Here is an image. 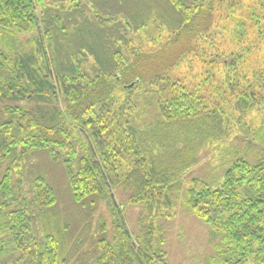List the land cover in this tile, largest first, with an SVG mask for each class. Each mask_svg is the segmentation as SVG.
Here are the masks:
<instances>
[{"label": "trees", "instance_id": "obj_1", "mask_svg": "<svg viewBox=\"0 0 264 264\" xmlns=\"http://www.w3.org/2000/svg\"><path fill=\"white\" fill-rule=\"evenodd\" d=\"M217 7L235 26L237 56L205 61L197 92L181 81L171 95L154 96L165 75L172 83L166 69L195 52L187 41L215 30L207 15ZM163 26L169 35L157 51L139 52L131 33ZM28 33L36 35L24 39ZM172 48L150 77L139 67ZM252 50L264 68V0H0V112L10 116L0 117V264H165L151 231L133 237L115 190L123 186L132 202L148 207L175 204L173 192L197 149L231 134L238 120L231 96L242 116L263 107L256 89L264 92V73L242 60ZM87 55L99 75L84 87L79 62ZM122 82L125 91H138L140 103L131 98L114 107ZM29 103L33 109H25ZM73 126L77 134L70 135ZM251 130L264 145V121ZM262 153L253 163L235 159L221 188L208 191L200 181L185 192L186 206L225 228L217 233L230 239L221 247L230 262L248 259L253 248L251 258L264 264V147ZM43 155L53 167H43L46 174ZM240 186L251 196L240 199L247 209L222 219ZM231 237L239 241L236 251Z\"/></svg>", "mask_w": 264, "mask_h": 264}, {"label": "rangeland", "instance_id": "obj_2", "mask_svg": "<svg viewBox=\"0 0 264 264\" xmlns=\"http://www.w3.org/2000/svg\"><path fill=\"white\" fill-rule=\"evenodd\" d=\"M215 9L214 11L208 10L210 14L207 15L208 23L213 22V25H210V31L215 30L208 36L202 34V36H200L201 38L197 42H193L192 45L190 41H187V46L191 48L193 46L195 52L191 51L188 57L183 59L178 65L170 66L166 69L172 78V83L169 81V77L165 75L164 78L161 79V87L155 90L156 94L154 96L157 95L156 97H159L162 94L165 96L171 95L172 92L178 89V85L181 84H179V82L181 81L187 85L189 90L191 89L193 92H197L204 73L208 69L206 65L208 62L205 61L212 60L218 53L219 55L227 57L228 60L232 59V57H229L231 54H236L235 56H237L235 51L238 50V43L236 44L231 41V35L235 30V26L232 22L225 20L221 7ZM214 26L217 27L215 28ZM149 27H152V24ZM167 31L169 30L167 28L164 29L163 26V28L154 29V31L142 29L138 32L131 33V35L139 52L149 53L157 51L160 38L162 39L169 35ZM26 35L24 39L28 37L31 38L35 36L36 33H28ZM153 37H158V39L152 42L151 39ZM242 45L246 46L247 43L244 42ZM174 48L170 50L166 49L159 55L156 54L154 59L148 61L149 64L144 62L139 67L142 68L141 70H145L150 77L152 67L157 68L158 66L165 65V63L172 58ZM259 56H261L259 51L255 52L252 50V53H249L247 57H243L242 60L246 58V63H249L248 65L256 62L255 67L263 74L264 68L260 67V64H262L261 59L257 61ZM168 63L171 62L169 61ZM79 68L82 76V80L80 81L85 83L83 84L84 87L90 85L99 75L98 65L91 55L84 56L80 60ZM252 76L253 75H249V78L254 79ZM150 82L151 80L146 84ZM254 82L257 83L256 80H253V83ZM125 83H129V81ZM125 83H117L119 90L114 107L126 104L127 100L131 98L138 101V91H125L123 89ZM256 90L262 93L264 97L263 91L260 89ZM231 92L230 90L229 93ZM260 93H258V95H260ZM208 95H212V91L209 90ZM235 95L231 96V100L232 104H235L238 120H232L233 128L231 134H228L227 137L220 140L210 141L203 147L197 149L195 164L181 175V181L177 185V187L181 189L173 192L175 204L172 207L166 208L161 203L155 201L153 202V207H148L144 202H132L130 200V191L123 186H118L115 190L116 201L119 206H124L123 215L133 237L136 238L140 236L144 228L151 231V236L149 235L151 243L154 248L161 250L159 255L166 261L165 264H257L251 258L253 248L248 250V259L245 255L241 254L240 258L245 257L241 261H228L231 252L227 254L221 247L226 246L230 239L228 238V240H226V238L217 233V231L220 233L223 232L225 228L217 225L211 226L191 207L183 203L186 190L200 181L205 184L204 188H208V191L221 188L227 179V171L230 165L241 155L244 156L247 161L253 163L263 154L262 150L264 145L263 143H259V140L253 138L254 131L251 130V128L259 127L264 121V105L263 107H261L262 105L253 106L250 111L245 113V116H242L243 113L237 107L238 98H236ZM209 100L211 101V98ZM262 101L264 102V100ZM212 102L213 101H211V103ZM138 103L140 102L138 101ZM223 105L228 112H231L232 109L234 110L227 101H225ZM33 106L34 104L29 103L26 105L25 109H33ZM2 107L3 104H0V108ZM61 107L65 108L66 105L62 103ZM8 115L7 111L0 112V117H2V119H9L10 116ZM75 128L74 126L69 128L70 135L77 134ZM235 154L236 156H234ZM38 162L42 164L43 174H46L44 173L46 165L48 168L50 167V169L52 167V163L47 159V156L43 155ZM48 168L46 167L47 171ZM59 168L55 177H58L62 173L61 166H59ZM55 181L56 180L52 179L53 183H55ZM58 186H60V184H58ZM61 193H63V191ZM230 196L234 202L229 209H224L220 213L219 217L222 219L226 218L229 214L233 215L236 212H242L243 209H247L245 206L239 204L240 199L248 200V198H251L250 194H246L242 186L237 188V196H235V194H231ZM101 211L105 212L108 220L113 219V215L103 203L101 204ZM215 232L218 234V237ZM238 242V240H234L231 237V246L235 251L237 250ZM256 245L257 244H255V247ZM85 249L86 256H90L91 249L89 247ZM156 261H160V259L157 258Z\"/></svg>", "mask_w": 264, "mask_h": 264}]
</instances>
